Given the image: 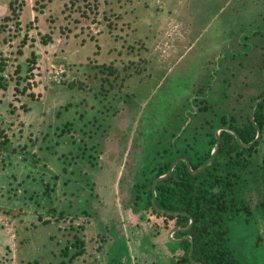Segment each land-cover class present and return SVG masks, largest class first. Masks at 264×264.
Returning <instances> with one entry per match:
<instances>
[{
    "label": "rangeland",
    "instance_id": "obj_1",
    "mask_svg": "<svg viewBox=\"0 0 264 264\" xmlns=\"http://www.w3.org/2000/svg\"><path fill=\"white\" fill-rule=\"evenodd\" d=\"M262 94L264 0H0V264H190L151 189ZM261 138L220 212L244 264H264Z\"/></svg>",
    "mask_w": 264,
    "mask_h": 264
},
{
    "label": "trees",
    "instance_id": "obj_2",
    "mask_svg": "<svg viewBox=\"0 0 264 264\" xmlns=\"http://www.w3.org/2000/svg\"><path fill=\"white\" fill-rule=\"evenodd\" d=\"M264 97V94L260 98ZM261 130L264 135V101L255 111L254 122L251 116L244 122L231 126L244 145L253 143ZM260 139L262 140V138ZM259 139V140H260ZM217 142V140H216ZM237 137L229 132L223 133L221 146L211 166L195 175L199 165L181 163L173 171L172 175L157 184L156 205L160 211H168L177 214L167 215L154 210L158 215L175 219L178 227L185 229L190 226L191 218L194 223L188 231H181L183 236L191 239L185 241L191 251L194 242L193 261L195 264H244L233 257L227 245V229L223 226L220 212L228 202L236 201L243 182L235 172L232 160H239V156L245 152H251L254 147L246 149L242 147ZM170 167L157 178L168 172ZM264 176V173H263ZM244 181V180H243ZM153 201V192H150ZM152 203V202H151ZM190 264H193L189 261Z\"/></svg>",
    "mask_w": 264,
    "mask_h": 264
},
{
    "label": "water",
    "instance_id": "obj_3",
    "mask_svg": "<svg viewBox=\"0 0 264 264\" xmlns=\"http://www.w3.org/2000/svg\"><path fill=\"white\" fill-rule=\"evenodd\" d=\"M263 101H264V97L260 98V99L254 104V106H253V109H252V111H251V118H252V121H253V122H254L255 111H256L257 107L259 106V104L262 103ZM223 129H224L226 132H229V133H231L232 135H235V136L237 137L239 143H241V142H240V138L238 137V135H237V133H236L235 131H232V130H230L229 128H223ZM257 129H258V130H257V131H258V135H257L256 140H255L253 143L249 144V145H244V144L241 143L242 147H244V148H246V149H249V148H251V147L254 145V143H255L256 141H258V140L260 139L262 133H261V130H260L259 128H257ZM220 146H221V138H220L219 135H217V145H216V149H215V152L211 155V157H210V159H209V162H208L206 165H204L203 167L198 168L196 171H192V173L195 174V175H197V174L201 173L202 171H204V170H205L206 168H208L209 166H211L212 162L214 161V159H215V157H216V155H217V153H218V151H219V149H220ZM183 161H184V160H183ZM184 162H186L187 165H188V167L191 169V164H190V162H189V161H184ZM178 163H179V162L175 163V164L171 167V169L168 171V173H167L166 176L156 179V181H155V183H154V187H153V207H154L155 209H157V205H156V187H157V184H158L159 182L163 181V180L168 179V178L172 175V173H173L175 167L178 165ZM157 210H158V209H157ZM158 211H160V210H158ZM160 212L165 213V214H167V215H172V216H177V215H187V214H182V213H181V214L172 213V212H168V211H160ZM193 223H194V221H193V219L191 218L190 226L187 227V228H185V229H182L181 231H188V230L191 228V226L193 225ZM178 231H180V230H178ZM181 242H183V240H182ZM193 252H194V242L192 241V246H191V251H190V255H189V257H190L191 262H192L193 264H195V263L193 262Z\"/></svg>",
    "mask_w": 264,
    "mask_h": 264
}]
</instances>
